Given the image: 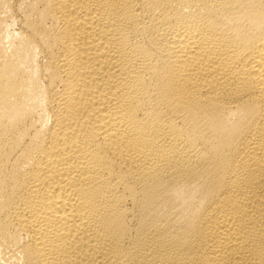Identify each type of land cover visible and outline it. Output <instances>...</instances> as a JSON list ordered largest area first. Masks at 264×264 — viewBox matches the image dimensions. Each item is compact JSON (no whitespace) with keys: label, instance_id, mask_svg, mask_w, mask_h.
<instances>
[{"label":"bare ground","instance_id":"bare-ground-1","mask_svg":"<svg viewBox=\"0 0 264 264\" xmlns=\"http://www.w3.org/2000/svg\"><path fill=\"white\" fill-rule=\"evenodd\" d=\"M0 264H264V0H0Z\"/></svg>","mask_w":264,"mask_h":264}]
</instances>
